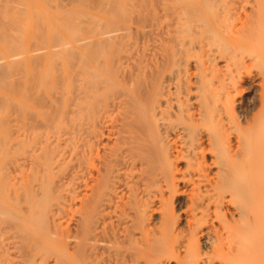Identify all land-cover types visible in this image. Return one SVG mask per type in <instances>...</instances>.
<instances>
[{"label":"bare ground","instance_id":"6f19581e","mask_svg":"<svg viewBox=\"0 0 264 264\" xmlns=\"http://www.w3.org/2000/svg\"><path fill=\"white\" fill-rule=\"evenodd\" d=\"M8 1L10 3V0ZM21 1L22 0H17L15 3L22 5L23 3H21ZM96 1H100V3L107 2L105 0H95V2ZM139 1L140 0H137L136 3H139ZM165 1L172 2L174 4L173 7L177 9L176 16H174L176 19L175 29L174 31L169 29L171 33L168 34V37L170 38L171 35V38L169 42L167 40L169 47H166L170 52V54H167L170 55V57L168 55V58L171 60V66H167L168 69H164L162 66L163 69L158 68V71H154L149 76H144L145 74L143 75L142 73H132V79L129 78L130 80L128 81L124 78L122 73H112V75L106 73L108 74V79L102 82L101 73H95L96 70L93 71V73L87 71L90 69V64L87 62L91 60L90 57L97 55L99 58L100 54L96 53L100 51L99 48L97 49V46L100 45L99 40L98 42L94 41L98 43L95 45L93 42L94 39H91L94 46L92 47L91 41L89 43L86 41L87 39L85 40L82 37H78L79 40H82L83 43L86 41L87 44L86 46H84L85 44L82 45V43L79 44L81 41L78 42L76 38L77 40H75L78 42H76V46L80 45V48L82 46V48L91 46V48L96 51L93 49V51L86 50L85 53L87 52V57L86 54H84L85 57H82L79 51L76 53L75 51L77 50L74 51L75 53L73 52L74 55L72 54L71 56L69 54L71 58L67 55L68 58L66 61L68 60L70 62L73 57L75 63L78 62L77 64L80 63L76 58L78 59L79 57L80 59L81 56V62L85 61L86 64H88L86 67L80 65L82 69L79 68L83 73H81V71L80 73H62L60 72L61 69H57V71L54 69V66H52V70H55L54 73L39 72L37 70V65H39L38 68H40L41 64L39 60L44 53H40L41 55L38 54L40 57H37L38 60L36 56H32L31 58L33 59L35 57L34 59L38 61V64H35L37 61L33 63V65L36 66L34 69L37 71L32 67L31 69L34 71H24L25 69L23 68V72H20L19 66L23 67V64H20L22 59L17 58V55H19L18 51L21 53L20 48L22 46V40L18 43V39L15 38L18 41L15 43L16 40L14 38L13 41L12 38L4 37L3 34L1 35L5 38V40L4 38L1 40L3 41L2 43L4 44L5 42L9 46L13 45L14 47L11 46L12 49L17 51L14 50V58L16 57V60L21 61L16 65V69H14V71L19 69V71H17L20 72L19 75H16L17 72L14 71H9L7 73L4 71L5 73H3V70H1L6 76L2 74L5 80L0 82V103L2 104L0 105L2 107H0V111L8 118L9 113L11 114L13 111L11 106H16V108L12 106L16 110L13 113L16 112L19 114L18 116L21 117L20 119L17 116L19 121L22 120L24 122L22 124L20 121L23 128L26 127L27 129L28 126L31 125L28 131L31 133V139L30 137L29 139L25 138L24 146L36 149L39 153L31 158L32 164H30L29 170L27 168L21 169L23 176L18 183H12L10 180V171H7V173L0 171L5 174L3 178L1 176V179L4 180L3 185L0 181V220L4 221V224L7 225L4 235L10 234L7 235V239H12L14 241H12L13 243L11 242L12 245L8 243L9 246L6 247L1 244L3 240H1L2 238L0 236V264H50L46 261L50 258L49 255L53 256V264H168L167 262L162 263L164 261L157 259V257L159 255L161 256L158 258L166 256L168 253H165V249L175 244L176 247L174 248L172 246V248L173 254H176V264L202 263L203 258L201 257L203 256L199 250L201 247L199 244L200 237L198 236L199 232H197L199 227L197 226V229L195 228V226L199 224V221H195L197 224L194 223V229H191L193 228V223H191L192 226L187 227L188 231L189 228L191 230L187 232L188 235L185 234L186 243H184V241L182 242V240L185 239H182V237L181 241H179V237L183 236V234L179 233L178 235V232H182V228H180L179 217H177L171 209L174 207V201L179 197L185 195V198H189L188 191H182L183 189L180 188L182 185H188L192 187V191L196 192L190 193L191 196L189 194L190 198L187 199L190 201L189 209L194 220H197L195 219L197 217L206 224L205 220L214 213L215 209V212L218 210L220 214H222L220 210L223 205L226 206L224 200L227 196H225V193L229 182L231 183V181L234 180L233 184H235L238 173L243 169L245 157L257 156L264 150V148L261 150L259 147L249 148L247 146L249 136L246 135V127L249 126L250 123L248 124V122H245L244 124L238 111L239 106H241V100L243 101V99L240 100L238 97L241 95L242 90L240 91V89H242L241 87L244 85V81L248 79V76L245 79L247 73L256 69V73H259L258 75L262 79L259 78V76L257 78L259 80L261 79V86L264 88V0ZM3 2L5 3L4 0ZM131 2L133 1L131 0ZM9 3H5L6 6L3 5L2 8L8 9ZM79 3L86 4L83 2ZM100 3L98 2L95 4L99 12L103 7L105 9V7L108 6H106V3H103L104 5H100ZM10 4L14 5V2ZM69 4L71 5V3ZM145 5L142 7H145ZM25 6L24 4L23 7L19 6L21 12L19 10V12H17V10L16 12L18 14L22 13ZM92 6L93 5H90L89 8L91 7V10L94 11L93 9L95 6H93V9ZM100 6L102 7L101 9H99ZM110 6L111 5H109V8H106L108 11L105 9L106 12L102 9L103 12L106 13V15L109 14L107 12H110V15L117 13L118 15L115 14L116 19L120 17L121 21L125 20L126 22V14L125 16L123 15L125 17H123L124 19L121 14H119L122 11L120 10L121 8L119 9V5L117 4L115 6H117L120 12H118L117 8L113 5L111 8L116 11L111 12L113 9H110ZM126 6L128 7V5ZM130 6L126 9L129 12V8L131 11L133 10ZM66 7H68V4ZM135 7L138 8V5ZM13 8L14 7H12V9ZM146 8L147 7H145L144 10ZM164 8L168 10L174 9L170 7L167 8V6ZM9 9V11H11V8ZM83 9H85V7ZM2 10L3 9H1V11ZM62 13L65 12H61V14ZM6 14L4 15L5 17ZM18 14L14 16L17 17ZM34 14L33 18L38 22V16L40 15H36L37 18H35ZM68 14L71 17V15L73 16L75 13L71 14L66 12V17L69 16ZM128 14L129 13H127V15ZM142 14L143 11L139 14L141 15L139 17H142ZM22 15L21 17L25 16ZM84 15L79 14L83 19L85 18ZM171 15L172 14L169 13L168 17ZM61 16H63V14ZM79 16L77 15L76 18ZM168 17L166 15V19H169ZM87 18L89 19L90 17L88 16ZM3 19V21H5L7 18ZM9 19L11 20L12 17H9ZM15 19L17 20V18ZM34 19L33 22L35 24L36 21H34ZM93 19L94 17L92 20ZM99 20L100 19L97 21ZM7 21L9 22V20ZM16 22H11L12 25L14 24V27ZM92 22L89 23L93 24V27L88 22H78V24H89V26L81 27L80 25L82 24H80L76 27H78L79 30L82 28L83 32H78V29L76 32L79 34L81 32L87 34L84 30H91V34L94 36L102 27L106 28L105 25H103V21V24L100 21L101 27H99V29L97 28V23L94 22L95 27ZM55 23H58V21H55ZM140 23H142V21H140ZM38 24L36 23V26ZM22 25L24 24L18 25L21 26L20 29ZM71 25L73 26V24ZM0 26H2V24ZM36 26L32 28L35 29ZM38 27L42 29L44 25L43 27ZM89 27L90 29H84ZM17 28L14 29L16 30ZM5 29L6 28H3L2 31ZM39 29L37 30L45 31V29ZM10 31H13L12 28L9 32H6L9 34ZM92 31H94V34ZM107 32L108 31L105 33L104 30H101V32L98 33L102 34L103 40H106L107 38H105V35L109 33ZM111 32L113 33L115 30L110 31V33ZM54 33H51V36H55L52 39L55 41L52 42L49 36L45 38L42 34L39 36L37 32V35L42 40L38 43L41 45L40 47L43 46L42 44L46 45V52L44 51L45 59L46 57L49 58L52 56V50L55 53L58 52L57 50L60 49L61 45H63L62 50L64 52V45L66 42H63L62 39H60V41L58 40V42L57 39H55L57 35ZM13 34L11 33L10 35ZM74 34L75 31L73 35ZM87 35L89 36V34ZM112 35L110 34L109 36L113 37L111 39L113 41L116 36L114 33ZM59 37L60 35L58 34V38ZM37 38L32 37L30 39L38 41ZM71 38L73 39L74 37L71 36ZM89 40L90 39H88V41ZM101 42L102 40H100V43ZM104 42L106 41H103L101 44H104ZM107 42L110 43L111 41ZM172 42L176 43V50L174 49L176 48L175 46H170ZM32 43L34 44V42ZM58 43L60 47L57 46V48L59 49L56 48ZM35 45L37 46L36 43L33 46ZM165 45L167 46V43ZM15 46H17L19 50H17ZM106 46L102 47L104 48ZM11 47H9L10 50ZM3 48L5 49V47ZM55 48L57 50H55ZM6 49L9 50L7 47ZM72 49L71 51L74 50ZM69 51V49L68 51L65 50L67 54ZM91 51L94 53L92 54ZM31 52H33V50ZM60 54L61 53H59V55ZM75 54L78 56H75ZM89 54L90 57L88 56ZM176 56L178 57L177 61ZM86 59L88 60L86 61ZM42 60L43 56L41 62ZM55 60L59 61V59L56 58ZM14 61L15 59H12L11 62H8V68H10V70H13V68H11L12 66L15 68L14 64L17 62ZM69 62H66L67 66L72 63V61L71 63ZM91 62L96 65L95 61ZM53 63L58 67L61 64L57 61ZM56 63H58V65ZM75 63H72V66L69 68L75 66ZM219 63H223V66L222 64L219 66ZM168 64H170V61H168ZM2 65H4L3 67L1 66L2 68H6L5 66H7L4 62ZM75 67H77V65ZM83 67L85 69L88 67L89 69L87 68L85 70ZM173 67H176V71L172 70ZM98 68L99 67H97V69ZM99 70L101 69H98V71ZM12 72L15 73L13 74L16 75V77H14ZM250 80L254 82V79L253 81L252 79ZM75 84H77V86H75ZM252 84L254 86L255 83ZM262 89L261 92L264 91ZM258 96H260L258 97V99L260 98V102L258 99L253 102L255 105L258 102V106L260 105L262 111L264 109V92L262 94L260 93ZM117 99H120L118 100V106L115 104ZM38 102H41L42 105ZM110 106L118 107L120 127H117V129H119V134L121 136L116 134L120 137L119 143H117L116 148H113L114 150L112 152L109 151L111 153L108 152L109 155L106 153L104 156L103 153L102 156H99L100 151L98 150V144L96 146L93 140L88 139V137L86 138V134H83L85 138L81 139L79 135L81 132L78 130L79 133H77L74 129L79 127L82 128L84 125H87L86 127H88V129L90 127L94 129V127H96L94 123L98 115L101 114L100 112H105ZM10 108L11 110H9ZM44 108L49 110V113L43 111ZM26 113H33V118H31L32 116L28 118ZM70 116L73 117L70 118ZM28 119H33V122L31 121L33 124H30ZM68 119H70L69 122L72 124L70 128L73 129L80 138H78V135L74 134L72 130L73 139H68L69 141L67 139L63 140L62 136L53 139L49 137L43 138L45 133L35 134L38 129L49 130L50 128H67L66 122ZM27 120L29 122H26ZM117 120H119V118ZM7 123L9 124V121L4 124ZM26 124H28V126H24ZM2 125L3 123L1 122L0 128ZM6 129H8V126ZM26 129H23L24 132H27ZM252 131H254V129H252ZM69 132L70 131H68V134ZM103 136V133L99 135L96 133V142H100ZM9 137L1 139L11 141L13 136L11 138ZM72 140H74V143H72V145H74L69 149ZM115 141L117 142V140ZM79 142L83 144L80 145ZM8 149V152L11 151L10 148ZM31 149L30 151H32ZM67 149L71 151V153H69L70 151L68 152L71 155V159H69L68 162H74V164L76 162V166L74 168L72 166L73 171L70 173L71 175H69L66 182L62 181L61 185H57L56 182L59 181L55 179L56 177L58 179V174L60 171H63V168L55 172L54 166L64 159L62 157L67 153ZM125 149L126 156H124L125 154L122 155ZM37 151L35 152L37 153ZM207 155L213 158L211 164L206 162ZM99 157L102 158L100 159L99 166H96L95 158ZM181 162H184L185 169L182 167L179 168ZM65 166L67 167L68 165ZM212 166H216L217 170L216 174H213V178L211 174ZM89 167L96 168V175L91 173V170V172L88 170ZM6 170L8 169L6 168ZM126 171H129V173L127 174ZM77 179H82L83 185L69 188V185L71 186ZM123 186L126 191L124 188L120 190ZM119 190L120 193H123H121L122 197L119 196ZM124 191L126 195L128 194L127 197H125ZM65 192L68 193L66 197L64 195ZM53 201L59 202L58 208L55 210L46 209L47 204ZM77 202L80 205L79 209L77 208L78 221L75 234H73L69 227L62 226L61 220L65 217L66 210L73 209ZM157 204L162 205L161 207L165 206L167 211L164 210V214L162 213L158 226H155L153 215L155 211L154 207ZM212 206H214L215 209H213ZM9 211L12 212L10 216H7ZM190 213L188 215H190ZM220 214L217 215L219 218L221 216ZM199 215L200 217H198ZM221 217L222 219L220 218V220H223L224 223L225 218L223 216ZM114 218H116V221H113ZM190 221L193 220L190 219ZM2 227L3 225L0 223V233L3 234L4 230ZM155 228L157 232L161 229L160 234L164 232L171 235H160L159 233V235H157ZM100 229L101 232H98ZM175 233L176 235H174ZM216 236H218V238H216L217 243L215 244L217 248H215L214 245L212 246V250L215 248L213 250L214 253L219 250L221 252L220 256H223L224 254H222V252L226 251L225 248H227L228 236L234 237V235H228L226 238L223 237L226 235ZM168 245L170 246L168 247ZM12 250H14V254L10 253ZM227 250H229V255L233 254L232 246H229ZM168 251L169 250L166 252ZM181 252H183V256ZM163 253H165L164 256ZM169 254H171V252ZM227 257L226 255V258ZM227 261L228 258L225 263H229Z\"/></svg>","mask_w":264,"mask_h":264},{"label":"rangeland","instance_id":"374dc122","mask_svg":"<svg viewBox=\"0 0 264 264\" xmlns=\"http://www.w3.org/2000/svg\"><path fill=\"white\" fill-rule=\"evenodd\" d=\"M4 1H5V3H7V2L9 3L8 0H4ZM43 1L44 0H22L21 3L26 5L24 7V9H23L24 11L22 12L23 15H25L24 16L25 18H24V17H21L22 13H19L21 15H19L17 13V12L20 11L19 6L23 7V4L22 5H18V4L15 3V2H17V0H12V1L10 0V3L14 2V5L10 4V3H9V5L7 4L8 7L11 8V11H9L10 10L9 8L8 9L7 8H2L3 5L4 6H6V5L3 2V0L2 1L0 0V3H1L0 4V16H1L0 25L2 24V26H0V28H1L0 29V61H1L0 62V64H1L0 65V68H1L0 69V72H1L0 75L2 77V78L0 77L1 78L0 82H3L5 80V77H3V76H6V74L4 75L3 73H5V72L7 73L9 71L11 72V71H14V69H16V65L19 64L20 61H21V60H16L17 58L22 59L20 64H23V67H20L18 65L19 68H20V72H23V68L25 69L24 71H27V70L31 71L32 67H33V69H34V67L36 68V66L33 65V63L35 61H37L38 58H40L39 55H38L40 53L41 54L44 53L43 55L40 54L41 58L43 56L42 62H41V58L39 60V63L41 64L40 68H38L39 65H37V70L39 72H41V73H48V72L49 73H54L55 70L54 71L52 70L53 69L52 66H54V69H56V70L57 69H61V71L60 70L59 71L62 72V73H69V72L70 73H80V71H81V73H83L82 70H80V68H81L80 65L81 66L84 65L86 67V66H88V64H86L85 61H82L83 63L81 62L80 54H79L80 59H79V57H78V59L76 58L77 61L79 60L80 64H77L78 63L77 61H76L77 63H75V59H73V57H72L73 60L71 59L72 63H75V66L77 65V67L73 66L74 68L73 67L69 68L70 66H72V63H71V61L70 62L68 60L66 61V59L68 58L67 55L70 54L72 56V54L74 55V53L75 52L78 53V51H79V53L82 54V57H85L84 54H86V57H87V52L85 53V51L86 50H92L93 48H91V46L88 47L90 49H88L87 47L82 48L83 47L82 45L85 44L84 46H86L87 42L90 43L91 39L92 40L94 39L93 42L94 41L98 42V40H99V44L100 45H98L99 47L97 46V49L99 48L100 51L97 50L98 52H96V53H99L101 56L99 55V58H98V56L95 55V54H94L95 55L94 57H90L91 53L88 55L91 58V60L87 61L88 59H86V61L90 64V67H89L90 69L87 67L89 69L87 71H90L91 73H93V71L96 70L95 73H101L102 82H104V80L108 79V76H107L108 74H106V73H110V75H112V73H115V74L116 73H119V74L122 73L124 75V78L127 79V81H128V80H130L129 78L132 79V77H131L132 73H142L143 75L145 74L144 76H149L154 71H156V70L158 71L159 70L158 68H162V66H163L164 69H166L167 66L168 67L171 66V60H170V58H168V55L170 54V52H169L168 48L166 49V47H169L168 46L169 45L168 42H169V39L171 38V35H170V38H169L168 34L171 33V30L174 31L175 24H176V19H175L174 16H176L177 9L173 7L174 4L172 2L165 1V0H164V2H163V0H160V1L159 0H155V1L154 0H147V2H148V5H147L146 0H140L139 3H136L137 0H135V2H134V0H132L133 2H131V0L130 1L129 0H118V1L117 0H105L107 2H103V3H106V6L108 5L107 6L108 8H109V5H111L110 9H113V8H111L113 6L117 8V6H115V5H117V4L119 5L118 6L119 9L121 8L120 10H122L120 12V10L117 8V11L120 12L119 14H121L122 18L126 14V17L128 18V20L126 18V22H125V20H123L124 21L123 22V21L120 20V17L118 19H116L115 14H117V13H115V12H114L115 14H111V15H110V12H107L109 14L106 15V13H104V12H106L105 9L107 7H105V9H104V7L102 8L100 6L99 9H101V8L104 9V12L101 9L102 12L100 11L101 12L100 13L98 11V9H96V5H95L98 2L100 3V1H96L97 2L96 3L95 0H89V1H86V0H73V2H72V0H55V1L54 0H48V1L46 0L49 4L46 1H44L46 3H44ZM93 1L95 2V4H94ZM102 1H104V0H102ZM142 1H143V4H142ZM144 1H145L146 5H145ZM2 2H3V4H2ZM79 2H83V3H86V4L85 5L84 4H80ZM21 3H19V4H21ZM69 3H71V5ZM103 3H100V5L103 4ZM123 3H124V5H123ZM163 3L166 4V5H164ZM46 4H47V6H46ZM59 4H61V5H59ZM67 4H68V7H66ZM125 4L128 5V7L130 5H132L130 7L133 10L131 11V9L129 8L130 12L127 11L126 9L128 7ZM135 4L138 5V8L135 7V6H137ZM141 4H142V6L145 5V7H147V8L144 10L145 7H142ZM167 4H169V5H167ZM90 5L95 6V8L92 6V9L94 8L93 9L94 11L91 10V7L89 8ZM48 6L53 8V9L49 8ZM62 6H63V8H62ZM166 6H167V8L170 7V8H174V9L173 10L165 9L164 7H166ZM12 7H14V8L12 9ZM84 7H85V9H83ZM124 8H125V10H124ZM135 8H136V10H135ZM1 9H3V10L1 11ZM16 10H17V12H16ZM113 11H116V10L113 9L111 12H113ZM142 11H143L142 17H139V16H141L139 14L142 13ZM6 12H7V14H6ZM61 12H65V13H62L63 16H61L62 15ZM66 12L71 13V14L75 13V14H73V16L71 15V17L68 14L69 16L66 17ZM8 13L11 16H9ZM127 13H129L131 15L128 14L129 15V17H128ZM169 13L172 14L170 17H168ZM5 14H6V17L4 16ZM16 14H18L17 17L14 16ZM33 14L35 15V18H37L38 15L41 16V18H40V16H38V18H39L38 22L41 25H39L37 20H35L33 18ZM76 14L78 16H79V14H83V15L85 14L84 15L85 18L83 19V17H80L81 15L76 18V16H77ZM165 14L167 15V17L169 19H166V15ZM64 15H65V17H64ZM88 16L90 17L89 19L87 18ZM9 17L10 18L12 17V19L10 20ZM14 17L17 18V20ZM93 17H94L95 20L96 19L97 20L100 19V20L99 21L96 20V22H95L94 19H93L94 21L92 20ZM3 18H5V19L7 18V19L5 21H3L4 20ZM80 18H82V19H80ZM33 19H34V21H36L35 24L33 22ZM1 20H2V22H1ZM7 20H9V22ZM108 20H110V21H108ZM13 21L14 22L17 21L16 22L17 26L15 25V27H14L13 26L14 24L12 25V23H14ZM55 21L56 22L58 21V23H55ZM77 21L78 22H82V23L83 22H85V23L86 22H88V23L89 22H92V23L95 22V23H97V26H98L97 28L98 29H99V27H101L100 21H101V23L103 21L104 24L103 23L102 24L105 25L106 28L102 27V29L101 28L100 29L104 30L105 33H106V31H108L109 33L108 32L107 33L109 35L110 34L112 35L114 33L116 37L112 41L111 39L113 37H110L108 34L105 35V33H104V35L106 36L105 38H107V39L103 40L104 38L101 36L102 34H99L101 32V30L96 32L100 36L97 35V34L93 36L91 34V30H88V31L84 30V32L89 34V36L87 34H83L82 33L83 29L81 28L79 30L78 27H76V26H79L82 23L78 24ZM140 21H142V23H140ZM64 22H65L66 25L64 24ZM36 23L38 24L37 26H36ZM95 23H94V26H95ZM19 24H24V25H22L23 29L22 28L20 29L21 26H18ZM33 24H34V26H33ZM71 24H73V26ZM89 24H82L83 26L82 25H80V26L81 27H88ZM168 24H169V26H168ZM43 25H44V28L39 29L40 27H38V26H42L43 27ZM58 25H60L61 27L63 26V27L61 28ZM90 25H92V27H93V24H90ZM11 26H13V27H11ZM35 26H36V28H35L36 31H35V29H33ZM111 26H113V27H111ZM2 27L6 28V29L2 31V29H3ZM7 28L9 30H11V28H12V30L14 31L15 35L13 34V31H10V33L8 34L9 30ZM14 28H17V29L15 30ZM66 28H67V30H66ZM94 28H93V30H94ZM37 29H39V30L45 29V31H38ZM77 29H78V32H80V31H82V32L79 34L78 32H76ZM84 29H90V27L89 28H84ZM169 29H171V30L169 31ZM114 30H115V32H113V33L111 32L110 33V31H114ZM6 31H8V32H6ZM54 31H55L56 34L54 33ZM74 31H75V34H74L75 36L73 35ZM34 32H35V34H34ZM37 32H38L39 36H40V34H42L43 37H45V38L47 36H49L51 38V40L55 37V36H51V33L53 32L55 35H57V38H55V39H57V41L58 40L60 41V39H62L63 42H66V44L68 43L66 47H65L66 44L64 45V48H65L64 52L62 50L63 45H61V47H60V45L58 43V45H56V48H57V46H59L60 49H61L60 50L59 48H57V49L60 50V52H59V50H57L55 48V50L58 51V52H56L58 55L55 52H53V50H52V53H51L52 56L49 57V58L46 57V59H45L46 45L42 44L43 46L40 47L41 45H39L38 43H39V41H42V40L37 35ZM92 32L94 34V31H92ZM11 33L13 35H10ZM2 34L4 35V37L6 36L7 38L8 37L12 38V40H13V38L14 39L17 38L19 42L17 41V39H15L16 40L15 43H17V42L20 43V41L22 40L21 41L22 42V46L20 48L21 49V53L23 54L25 52L26 55H25V53L22 55L20 53V51H18L19 55H17V58L16 57L14 58V55H15L14 50L15 49H12V47H14V46L13 45L9 46L5 42L3 44L2 43L3 41H1L4 38V37L1 36ZM44 34H45V36H44ZM54 34H52V35H54ZM58 34L60 35L59 38H58ZM21 35H23V36H21ZM70 35L72 37H74L73 38L74 40L71 38ZM19 36H21V37H19ZM30 36L35 37V38L38 37L37 38L38 41H35L34 39L31 40L30 38H32V37H30ZM97 36H99V37H97ZM78 37L79 38L82 37L85 40L87 39L86 40L87 42L85 41V43H83V41L79 40ZM76 38L78 39V42L81 41V42H79V44L82 43V45H81L82 47L81 48H80V45L76 46L77 43H78L76 41L77 40ZM88 39H90V40L88 41ZM4 40H5V38H4ZM100 40H102V42L106 41V42H104L105 45L101 44L102 42L100 43ZM167 40H168V42H167ZM54 41L55 40H52V42H54ZM107 41H111V42L109 43ZM165 41L167 43V46L165 45L166 44ZM30 42L31 43L34 42V44L35 43L37 44V46L35 45L36 46L35 49H34L35 46H33L34 44L33 43L31 44ZM93 42H92V47H94L93 46ZM95 42H94V44L97 45L98 43H95ZM60 44H62V43H60ZM175 44H176L175 42H172V43H170V46H173V47L175 46L176 47ZM68 45H70V46H68ZM8 46L9 47L12 46L11 50L9 49ZM32 46H33V48H32ZM102 46H106V47L103 48ZM3 47H5V49L7 47L9 50H7V49L5 50ZM15 47L17 49V46H15ZM54 47H55V44H54ZM67 47L70 50L68 52V54L65 52V50L68 51ZM71 49L73 51H71ZM174 49L176 50L177 47L174 48ZM17 50H19V48ZM32 50H33V52H31ZM75 50H77V51H75ZM94 51H96V50H94ZM12 52H13V56H12ZM10 53H11V55H10ZM34 53H35V55H34ZM59 53H61V54L59 55ZM93 53L94 52H92V54ZM167 53H169V54H167ZM76 55L77 54H75V56ZM32 56H36L37 60L34 59L35 57L33 58L34 60L31 59ZM65 56H67V57H65ZM71 56L69 58H71ZM169 57H170V55H169ZM29 58H30V60H29ZM55 58L59 59V61L55 60ZM12 59H15L14 62H17V63L14 64L15 68L12 66L11 68H13V70L12 69L10 70V68H8V62H11ZM32 60H33V62L31 63ZM177 60H178V57L176 56V61ZM54 61L55 62L57 61L59 64L61 63L60 64L61 66L60 65H59V67L56 66L53 63ZM91 61H93V62L95 61L96 65H94ZM163 61H165V62H163ZM168 61H170V64H168ZM3 62H4L5 65H7V66H5L6 68H2L4 66V65H2ZM22 62H24V63H22ZM66 62L71 63V65L69 64L67 66ZM58 63H56V64L58 65ZM35 64H38V61L35 62ZM161 64H163V65H161ZM221 64L223 66V63H219V66H221ZM55 66H56V68H55ZM46 67H48V68H46ZM60 67H62V68H60ZM97 67H99L98 69H101V70L98 71ZM4 69H6V70H4ZM1 70H3V73H2ZM34 70H36V69H34ZM34 70H32V71H34ZM103 70H105V71H103ZM172 70L176 71V67H173ZM17 71H19V69ZM17 71H14V72H17ZM14 72H12V74ZM20 72H17L16 75H19ZM60 72H57V73H60ZM90 72H84V73H90ZM256 72H257V70L253 69L250 72L251 74L247 73L245 75V79H246L247 76H248L247 77L248 79H246L244 81V83H243L244 85H242V87H241L242 89H240V91L242 90V92H241L240 97H238V99H240V100L243 99V101L241 100V106H239L238 111H239V114L241 115V118H242L244 124H245V122H248V124L250 123V125L246 127L247 128V131H246L247 134L246 135L249 136L248 140H247V146L249 148H251V147H259L262 150V148H264V109L261 111L262 108H260V105L258 106V102L255 105V103L253 101H257L258 97H260L258 95H260V93L262 94L264 91L261 92V89L263 88V86H261V79L262 78L258 75L259 73H256ZM130 73H131V75H130ZM2 74H3V76H2ZM8 74H11V73H8ZM252 74H253V76H252ZM16 75H14V77H16ZM258 76H259V78H261L260 80L257 78ZM250 77H252V78H250ZM250 79H252V81L254 79V82H251ZM252 83H255L254 86H253ZM75 86H77V84H75ZM262 90H264V88ZM118 100H120V99H117L115 101V104L117 106H118V102H119ZM258 101L260 102V98L258 99ZM38 103H41V102H38ZM238 103H239V101H238ZM0 105H2V104L0 103ZM40 105H42V103ZM12 106H14V105H12ZM12 106H11V108L13 109V111L12 112L10 111L11 114L9 113V115H8L9 117L8 118H6L5 117L6 115L4 116V114L0 111V123L1 122L3 123V125L0 128V148H1L0 171H4L5 173H7V171H10V175H11V179L10 180L12 181L13 184H15V183L20 182L19 180L23 176L22 172H21V169L30 168V164H32L31 158L35 154H38L39 151H37L36 149H31V147H29L32 150V151H30V149L28 147L24 146L25 145L24 144L25 138L29 139V137H30V139H31V133L28 132L31 125L28 126V124H26L24 126H28V128L27 129H26V127L23 128L21 123L23 124L24 122L22 120H20L21 121V123H20L19 118L21 119V117L18 116L19 114L16 113V112L13 113L14 111H16L14 109V107L16 108V106H14V107H12ZM11 108L9 110H11ZM110 108H108L105 112H100L101 114L98 115V117H97V119H96V121L94 123V126L96 124V127H94V129H93V127H90L89 129H91V130H89L88 127H86L87 125L82 126V128L79 127V128L74 129L77 133L81 132V133H79V135L81 136V139H84L85 135H83V134H86V138L88 137V139L93 140L94 143H96V146L98 144V150L100 151L99 156H102L103 153H104V156H105L106 153H107V155H109L108 152L109 151L112 152L114 150L113 148L114 147L116 148L117 143H119L120 137H118V136H121L119 134V129H117V127L118 128L120 127V122H119L120 121V114L118 112L119 111L118 107L110 106ZM43 111H46V112L49 113V110H47L45 108H44ZM26 114H27L28 118L33 115V113L32 114L26 113ZM25 117H26V115H25ZM71 117H73V116H70V118ZM31 118H33V116ZM118 118H119V120H117ZM6 120L9 121V124L8 123L4 124V123L7 122ZM28 120L26 122L30 121V124H33L32 123L33 119H30L29 121ZM69 120L70 119H68V121H67L68 123L66 122L67 128L64 127L66 129H64V128H57V129L50 128L49 130H47V129H38V130H36L35 134H37V133L38 134H44L45 133L43 138L49 137V138H53L54 139L56 137L62 136L63 140H65V139L71 140V139H73V137H72L73 134L71 133V130L73 132H74V130L70 128L72 126V124H70ZM34 124H35V122H34ZM116 125H118V126H116ZM3 126H4V128H3ZM7 126H8V129H6ZM23 129H26L27 132H24ZM111 129H113V130H111ZM252 129H254V131H252ZM78 130H79V132H78ZM88 130H89V132H88ZM68 131H70L69 134H71V135L68 134ZM76 132H74V134H77ZM85 132H87L88 134L85 133ZM113 132H115V133H113ZM251 132H253V133H251ZM96 133H97V135H99L100 133L104 134V136L101 138V141H100L101 143L98 142V141L96 142V139H95ZM8 134H11V135H8ZM116 134H118V136ZM79 135H78V138H80ZM12 136H13V138H11ZM82 136H84V137H82ZM4 137L11 138V141H8L7 139H1V138H4ZM115 140H117V142ZM1 142H3V143H1ZM115 142H116V144H115ZM70 143H69L70 144L69 149H71L70 147H73L74 144L72 145V143H74V140H72ZM79 144L82 145L83 143L81 144V142H79ZM7 147L10 148L11 151L8 152L9 149ZM37 147H39V146H37ZM35 151H37V153ZM69 151L67 149V153L62 157L64 159L61 162H59L58 164H56L55 165L56 167L54 166L55 172H58L60 168L61 169L63 168V171L62 172L60 171L61 173L60 172H59V174L57 173L58 174V179H57V177L55 179L56 181L57 180L59 181V182H56L57 185H61L62 181L66 182V180L68 179L69 175H71L70 173L73 171V168L76 166L75 165L76 162H75V164H74V162H71V163L68 162L69 159H71V155L69 154V153H71V151L70 152ZM124 151L122 152V155L125 154L124 156H126V149ZM111 152H109V153H111ZM261 152L262 153H260L257 156H247V157H245V159L243 161V169H242V171L240 173H238L237 180H236L235 184H233L234 180H232V181L230 180L231 183L229 182V185H232V186L228 185V188L226 190V193H225V196L227 195L226 198H225L226 201L224 200V203L226 202V206L223 205L222 209L220 210L222 214H220V212L218 210L216 211L218 213H216L215 212L216 209L214 208V206H212L213 209H215V210H214V213H212L207 218V220H205L206 224H205V222H203V220H200L197 217L195 218L197 220H194L193 219L194 217L190 213V209H189L190 201H188L187 199L190 198L192 193H196V192L192 191V187L191 186H188V185L187 186H183V185L180 186V188L183 189L182 191L186 192V190H187L188 191L187 193H189V194L191 193V194H190V196L188 194L189 198H185L184 197L185 195H183V197L181 196L178 199H176V201H174V203H173L174 207H172V209H171L175 213V215H177V217H179L180 228H182L181 229L182 232H178V235H179V233L183 234V236L179 237L180 238L179 241H181V237L183 239V238H185L186 235H188L187 232H189L191 229H194V226H195V224H197L198 221H199V224L201 223L200 224L201 226L199 224H197L195 226L196 229H197V226L200 228V229L198 228L197 229L198 231L197 230L196 231L199 232V234H198V236L200 237L199 238V244L201 246L199 250L201 251L202 256H203V257H201V258H203L202 259L203 261H202L201 264H204V262H205V264H208V263L209 264H223V263L224 264H264V150L261 151ZM5 154L6 155L9 154V155L6 156ZM101 158L100 157L99 158H95L96 164H97L96 166H99ZM206 158L208 159V161L206 159V162L208 164L209 163L211 164L213 158L210 155H207ZM66 163H68V164H66ZM183 163L184 162H181L179 164V168L182 167V168L185 169V164H183ZM65 165H68L69 167L68 166L66 167ZM72 166H73V168H72ZM6 168L8 170H6ZM71 168H72V170H71ZM88 170L89 171L91 170L92 171V172L90 171L91 173H94V174L96 173V168H94V167H89ZM211 170H212L211 174H212V178H213V176H214L213 174H216V171H217L216 170V166H212ZM126 172H127V174L129 173V171H126ZM134 174H135V171H134ZM1 176L3 178V176H5V174L0 172V179H1ZM124 177H126V176H124ZM0 181H1V184L3 185L4 180L1 179ZM81 185H83V180L82 179H77V180H75L73 182V184H71V186L69 185V188H72V187L75 188V187L81 186ZM123 188L126 191L124 186L122 188H120V190H123ZM120 190H119V193H120ZM125 191H124V195H126ZM62 193H64V192H62ZM121 193H120L119 196L122 197L123 193L122 194ZM187 193H186V195H187ZM64 195L66 197L68 195V193L65 192ZM127 196H128V194L125 197H127ZM48 204H47V208L46 209H49V210H55L59 206V202L58 201L49 202ZM77 204L75 205V207L73 209H67L65 217L61 220L62 226L63 227H69V229L72 231L73 234H75L76 225H77V221H78L77 220L78 219L77 208L79 209V205L80 204L78 202H77ZM161 206L162 205L157 204L154 207L155 211H154L153 217H154V220H155L154 221L155 226H158V222L160 221V217H161L162 213L164 214V210L167 211V208L165 206H164L165 208L161 207ZM211 211H212V208H211ZM11 212L12 211H9L8 212L9 214L7 216H10ZM189 213H190V215H188ZM215 213H216V215H215ZM218 214H220L221 216H223L225 218L224 219L225 220V222H224L225 224L223 223V220H220V218L222 219V217L220 216V218H219L217 216ZM190 217H192V218H190ZM198 217H200V215ZM188 218H189V221H188ZM190 219H192L194 222L190 221ZM113 221H116V218H114ZM195 221H197V222H195ZM0 223L3 225L2 228L4 230V232L2 231L3 234L0 233V236L2 238L1 240H3V243H1V244L5 245L6 247L9 246L8 243L10 245H12V243L14 241L12 239L11 240L7 239V235H10V234L4 235L5 234V227L7 225H5L4 221H1V220H0ZM191 223H193V226L191 225ZM222 223H223V227H222ZM189 226H192L193 228H191V229L189 228V231H188L187 227H189ZM2 228H1V230H2ZM160 230H159V232H157V229L155 228V232H157V235H159L161 233ZM98 232H101V229ZM163 234L171 235L169 233H164V232L162 234H160V235H163ZM174 235H176V233ZM216 235H226V236H223L224 238H226L228 235H234V237L233 236L232 237L228 236L229 239H228V243L226 244L227 248H225V250L228 253L226 251L222 252V254H224L225 256L224 255L220 256L221 252L219 250H217V249H216L217 252L214 253V251H213L215 248H217V245H215V244L217 243L216 242V238H218V236H216ZM232 238H233V241H232ZM5 239H6V241H5ZM185 240H186V238L183 239L182 242L184 241V243H186ZM175 245H171V246L168 245V247L169 246L170 247L165 249V253L169 254L171 252V254H169V255L166 254V256H164L165 253H163L164 257L158 258V257L161 256V255H159L157 257V259L164 261L162 263H166L167 262L168 264H176V260H177V259H175L176 254H173V248H172V246L175 248L176 247ZM212 246L215 247V248H213V250H212ZM229 246H232V249H233V254H231V255H229V250H227L229 248ZM167 250H169V251L171 250V251L170 252L169 251L166 252ZM12 251H10V253L14 254L15 253L14 250H12ZM160 253H162V252H160ZM216 253H217V255H216ZM181 255L182 256L184 255L183 252H181ZM226 255L228 256L227 257L228 258L227 262H229V263H225L226 260H227ZM51 256L49 255L50 258H48V260H46V261H47V263L53 264L54 263V259H53V256H52V258H51ZM220 257H222V258H220ZM159 262H161V261H159Z\"/></svg>","mask_w":264,"mask_h":264}]
</instances>
